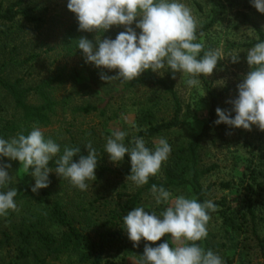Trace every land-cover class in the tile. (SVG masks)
I'll list each match as a JSON object with an SVG mask.
<instances>
[{
	"label": "rangeland",
	"instance_id": "374dc122",
	"mask_svg": "<svg viewBox=\"0 0 264 264\" xmlns=\"http://www.w3.org/2000/svg\"><path fill=\"white\" fill-rule=\"evenodd\" d=\"M13 1L15 0H0V6L6 7ZM179 2L186 4L198 21L196 42L203 43L205 51L220 52V60L213 74L207 78L201 76L200 86L189 87L185 74L178 72L176 77L175 89L180 99L182 114L188 119L191 128L200 132L210 119L211 94L218 99L216 109L219 107L231 110L232 105L227 101L237 98V85L251 70L246 55L252 47L247 45L258 39L256 26L264 32V14L252 6L251 0H179ZM67 4L68 0H33L28 2L26 7L33 8L35 14L43 19L39 26L30 25L23 18H18L17 22L11 25V33L3 34L6 29L0 24V77L9 81L22 79L24 88L36 87L52 79L54 84L51 93L58 105L51 124L46 128H40L45 139L57 143L60 152L65 146H71L73 141L83 143L87 152L85 146L91 142L96 149L99 165L104 159L106 166L119 172L121 165L111 162L105 153L107 139L116 130L124 131L127 133L124 143L130 147L133 137H137L138 109L141 103L151 105L153 101L161 100L159 104L161 109H173V104L163 100L166 96L156 88L140 85L132 90H126L119 80L105 83L100 79L101 71L107 75H116L115 71L97 69L94 65L86 63L81 51L71 55L64 42L70 41L68 33L77 19L75 14L68 10ZM135 23L132 27L139 35L140 30L135 28ZM207 25H209L207 31L200 32ZM124 30L123 26H113L106 33L119 34ZM200 55L202 56L203 52ZM232 55L239 56L238 63H232L230 58ZM148 71L142 75H146ZM153 74L157 78H165L166 70L163 76L154 72ZM220 93L223 95L219 96ZM29 102L37 105L39 98L32 95ZM92 106L98 111L86 114L79 110ZM102 111L105 112L104 115H101ZM14 114L12 100L0 89V119H11ZM234 115L233 112L232 116ZM107 119L109 121H106ZM161 138L167 139L169 144L187 145L190 136L188 131L179 130ZM159 139L145 141L146 147L154 150ZM127 140L130 141L129 145L126 144ZM200 156L204 166L217 167L202 181L204 188H211L207 201L214 203L226 199L232 211L238 210L244 207L243 173L251 160L259 163L261 157H264V131H260L255 125L251 131L230 127L214 131L203 140ZM0 163L11 164L8 171L12 177L7 187L0 191L14 188L18 177L22 173L27 175L19 161L0 157ZM54 171L53 169L49 174V185L53 184L58 189L72 194L76 187L69 180L57 176ZM95 175L98 178V169ZM158 175H161V172ZM107 177L108 180L104 181L108 189H120L121 184L128 183L126 179H117L116 175ZM228 181L235 182V187L232 190L221 189L220 184ZM33 184L35 185V180ZM88 184L89 188L86 191L78 189L83 193L82 197H90L97 192L95 188L100 185L96 181H88ZM180 195L193 198L188 191L179 190L172 193L173 199ZM153 201L156 203L155 197L152 203ZM255 208L259 216L260 234L264 240V191L255 196ZM207 237L211 245L215 243H220L222 247L225 245V248L215 252L222 258L224 264H264V250L262 251L250 234L232 232L223 226L218 215L210 219ZM165 239L170 247L176 246L169 235L166 234ZM9 255L12 254H8L7 250H0V257L6 263L12 259ZM112 260L116 264H139L135 256L116 255ZM67 262L68 260L64 259L55 264Z\"/></svg>",
	"mask_w": 264,
	"mask_h": 264
},
{
	"label": "clouds",
	"instance_id": "9594fccd",
	"mask_svg": "<svg viewBox=\"0 0 264 264\" xmlns=\"http://www.w3.org/2000/svg\"><path fill=\"white\" fill-rule=\"evenodd\" d=\"M251 2L259 13L264 14V0ZM67 8L75 14L79 31L97 34L94 42L80 37L78 49L86 63L116 72V75H107L101 71L100 79L105 83L132 82L148 70L161 76L165 70H171L173 79L179 72L188 77L186 84L189 87H198L200 77L211 76L220 60L218 50L205 51L203 43L196 42L198 21L191 9L179 0H68ZM134 22L135 28L140 30L139 35L132 27ZM113 26H123L125 30L114 40L102 39ZM230 58L232 63L239 62L238 55ZM246 61L251 70L237 85V98L227 101L232 105L231 110L217 107L215 124L246 131H251L255 125L264 131V42H258L248 50ZM126 136L124 131H114L107 139L105 153L115 164L128 155L131 174L126 180H131L137 187L146 185L150 176L160 173L171 153V145L167 139L160 138L153 150L146 147L142 137H133L132 146L128 147L124 143ZM85 148L86 156L80 155L79 147L68 146L62 155H58L60 146L51 139L46 140L38 126H34L28 135L18 133L10 140L0 138V157L19 161L23 171L35 180L33 193L49 186V174L53 172L49 162L52 160L57 176L86 191L88 181L97 179L98 159L91 142ZM76 156L79 159L74 162ZM10 168L11 164L0 163V189L6 188L11 181ZM151 191L158 205L170 206L160 216L146 212L143 207L128 212L123 217L128 238L134 247H138L142 239L154 244L167 234L176 246L170 247L168 242L157 247L146 244L139 264H224L218 254L205 251L196 243L207 238L209 210L217 211V205L210 200L200 203L196 198L183 195L173 199L170 191L155 184ZM17 194L16 188L0 191V216H7L9 210H17L14 200Z\"/></svg>",
	"mask_w": 264,
	"mask_h": 264
},
{
	"label": "trees",
	"instance_id": "16d2710c",
	"mask_svg": "<svg viewBox=\"0 0 264 264\" xmlns=\"http://www.w3.org/2000/svg\"><path fill=\"white\" fill-rule=\"evenodd\" d=\"M33 0H15L8 6H0V24L10 34L13 24L18 18H23L28 24L39 26L43 19L35 14L33 8L26 4ZM52 1V0H44ZM209 25L204 26L200 32L207 31ZM78 21L68 33L70 41L64 42L71 55L80 52L78 39L86 37L95 41L96 33L81 32L78 30ZM258 39L248 47H253L258 42H264V32L255 27ZM118 34L103 37L115 39ZM67 39V40H68ZM171 70H166L165 78H157L151 70L146 75H141L138 80L123 82V88L132 90L136 87L148 86L161 91L167 103L173 104V109H161V100H155L151 105L141 103L138 109L137 137L144 141L165 137L179 130L189 132L187 145L171 144V153L168 160L162 165L161 175L150 176L146 185L137 187L131 180L121 184L120 189H108L107 175L117 176V179H126L131 174V161L125 155L119 172L105 165V161L98 162L99 187L90 197H82L81 191L75 188L72 194L69 191L58 189L49 185L37 193L31 191L34 179L31 175H20L15 187L18 191L14 198L17 210H9L7 216H0V250H7L12 254L6 263L0 257V264H55L68 260L66 264H116L112 257L116 255L135 256L140 261L145 245L157 247L165 243V236L156 243L141 240L138 247L133 246L129 240L123 224V217L135 207H143L146 212L160 216L167 208L166 204H157L152 199V185L164 187L171 193L182 190L191 193L198 202L207 201L210 187L204 188L203 179L216 170V165L204 166L200 156L203 140L207 139L214 131L229 128L228 125L215 124L217 97L210 95V119L205 123L200 132L191 128L188 119L182 114V107L178 93L175 89L176 78H172ZM178 72L175 73L177 77ZM54 81L49 79L36 87H23V80L9 81L0 77V89L12 100L15 114L11 119H0V138L10 140L18 133L28 135L34 126L46 128L51 124L56 113L58 103L52 97ZM34 95L39 98V104H31L29 98ZM220 93L219 96H222ZM81 112L89 114L96 112V107L79 108ZM105 112L102 111L101 115ZM234 117V116H233ZM112 119V118H111ZM110 119V120H111ZM106 121H109L107 119ZM128 141V140H127ZM130 144V141L126 143ZM84 144L71 142L69 147H79L80 155H87ZM132 144L130 145V147ZM63 151L59 153L62 155ZM78 161L79 156L73 158ZM74 161V162H75ZM49 167L55 170V162L50 161ZM53 179V178H51ZM243 188H245L244 207L231 210L226 199L214 202L218 210H209V215L222 220L223 226L238 234H250L264 250L263 239L260 234L259 216L255 208V196L264 191V157L256 163L251 160L243 173ZM242 183V184H243ZM235 182H223L220 188L232 190ZM88 206V207H87ZM210 221L207 225V230ZM191 243V242H189ZM205 251L219 252L220 243L210 244L208 237L196 242ZM211 248V249H210ZM245 248V247H244Z\"/></svg>",
	"mask_w": 264,
	"mask_h": 264
}]
</instances>
